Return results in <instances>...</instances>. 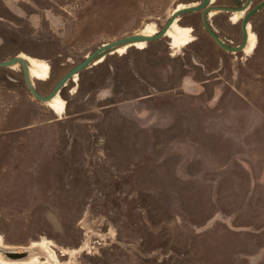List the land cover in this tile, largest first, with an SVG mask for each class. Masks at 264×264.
<instances>
[{
    "label": "rangeland",
    "instance_id": "obj_1",
    "mask_svg": "<svg viewBox=\"0 0 264 264\" xmlns=\"http://www.w3.org/2000/svg\"><path fill=\"white\" fill-rule=\"evenodd\" d=\"M198 1L0 0V60L48 63L31 76L48 95L102 44ZM228 15L211 21L236 45L243 14ZM251 24L231 53L185 13L189 42L117 48L67 82L62 112L20 63L0 67V247L33 249L0 264H264V8Z\"/></svg>",
    "mask_w": 264,
    "mask_h": 264
},
{
    "label": "water",
    "instance_id": "obj_2",
    "mask_svg": "<svg viewBox=\"0 0 264 264\" xmlns=\"http://www.w3.org/2000/svg\"><path fill=\"white\" fill-rule=\"evenodd\" d=\"M212 1L213 0H202V2L198 3L197 5L193 4V5L183 6L181 8H176L175 11L172 12L171 16L166 21V23L161 28H159L156 33H153V34L134 33V34L120 37L113 41L102 44L97 49L89 53L81 62L74 65L72 68H70L59 79V81L55 84V86L52 88V90L50 91L48 95H42L37 90L30 76L29 65L27 61L23 57L20 56V54L15 55L9 59L0 60V67H10V66L20 63L23 69L26 85L28 89L30 90V92L32 93V95L41 101L47 102L50 99H52L56 94H58L61 91V89L67 84V82L73 79L75 75L78 76L81 71L91 67L92 65L97 64L96 63L97 61L103 60L107 55L111 54L113 50H115L118 46L135 43L137 41H144L146 43H149L152 41L159 40L163 38L164 36H166V33L168 29L170 28V26L173 24V22L176 19L180 18V16H182L185 13L197 12L200 10H203V22H204L206 29L221 47H223L224 49L230 52H237L245 48L246 42H247V35H248L247 28H248L249 19L255 12H257L261 7L264 6V0L245 15L243 19V23H242L244 39H243V43L238 46H231V45L226 44L217 35V33L210 27L208 23L207 12L209 11H228V12L245 11L250 5L251 0H247L246 3L241 7H230L226 5H211ZM23 247H24V250H19V248H14V247L12 248L9 247V249L0 247V252L4 253V255L11 260H20V259L28 257L31 252L29 248L30 245L23 246Z\"/></svg>",
    "mask_w": 264,
    "mask_h": 264
},
{
    "label": "bare ground",
    "instance_id": "obj_3",
    "mask_svg": "<svg viewBox=\"0 0 264 264\" xmlns=\"http://www.w3.org/2000/svg\"><path fill=\"white\" fill-rule=\"evenodd\" d=\"M242 14L243 13L241 12V15ZM233 19H235V17H233ZM176 20L170 26V28L168 29L166 34H168V35L173 34L174 37L177 38V39L178 38H182L184 44H186L187 41L189 42V40H190V39L188 40V38H189V35H190V31H192V29H190V28L184 29L183 27H182L183 29L178 28L179 26L176 25ZM235 21H237V20H235ZM156 31H157V29H156ZM249 34H250V38L249 39H251V40H255L256 39L257 36H255V34H253L252 32H249ZM174 41H175V39H174ZM138 42H144V41H137L135 43H138ZM135 43H130V44H135ZM130 44H125V45H130ZM121 46H124V45H121ZM121 46H118L117 48H121ZM115 50H113V51H115ZM23 58L27 61L28 65H29L30 76H32V78L34 77L36 79L37 78L38 79H45L46 77L49 76L48 74H49V71H50V65L48 63L42 62L40 60H36V59H33V58H30V57H26V56L23 57ZM59 93L56 94L52 99H50L47 102H49L51 104V106L54 109H56L58 112H62L64 110V101H63V98H61L59 96ZM30 250H31V252H33V249H30Z\"/></svg>",
    "mask_w": 264,
    "mask_h": 264
},
{
    "label": "flooded vegetation",
    "instance_id": "obj_4",
    "mask_svg": "<svg viewBox=\"0 0 264 264\" xmlns=\"http://www.w3.org/2000/svg\"><path fill=\"white\" fill-rule=\"evenodd\" d=\"M246 1L247 0H229V3L228 4H214V1H212L211 2V5H226V6H230V7H241V6H243L245 3H246ZM263 0H260L259 2H257L256 4H254V2H253V0H251V2H250V5L248 6V8L245 10V11H236V12H242L243 13V15H242V17H241V19L239 20V22H237V23H239L240 24V27H241V42L239 43V44H236V45H232V44H229V43H227L225 40H223L219 35H218V33H217V30H216V28H215V26H214V24L212 23V21H211V17L213 16V14H217V13H219V12H226V13H229V15L227 16V18H226V20L229 22L230 20L233 22V23H235V24H237L236 22H234L232 19H233V15L236 13V12H228V11H209V12H207V20H208V23H209V25H210V27L217 33V35L226 43V44H228V45H231V46H238V45H241L242 43H243V39H244V34H243V28H242V23H243V19H244V17H245V15L249 12V11H251L252 9H254L257 5H259L261 2H262ZM202 2V0L201 1H198V2H196V3H193L194 5H197L198 3H201ZM192 4V5H193ZM262 8H264V6L263 7H261L257 12H255L251 17H250V19H249V23H248V35H247V42H246V46H245V48H243V49H241V50H239V51H246V48H247V46L249 45V38H250V34H249V28H250V30L251 31H253V28H254V25H252L251 24V20H252V17L256 14V13H258V12H260L261 11V9ZM197 12H200L201 13V20H202V24H203V27L206 29V27H205V25H204V22H203V10H200V11H197ZM189 13H191V12H189ZM195 31V29H193V32ZM206 31L208 32V30L206 29ZM209 33V32H208ZM255 33V32H254ZM253 33V34H254ZM256 34V33H255ZM209 35H211L210 33H209ZM257 35V34H256ZM212 36V35H211ZM257 38H258V35H257ZM214 39V38H213ZM215 40V39H214ZM216 41V40H215ZM259 41V40H258ZM258 41H257V46H258ZM220 46V45H219ZM257 46H256V48H257ZM221 47V46H220ZM223 48V47H222ZM224 49V48H223ZM226 50V49H225ZM227 51V50H226ZM230 52V51H229ZM238 52V51H237ZM231 53H233V52H231Z\"/></svg>",
    "mask_w": 264,
    "mask_h": 264
}]
</instances>
